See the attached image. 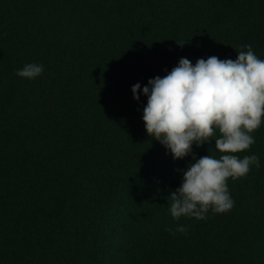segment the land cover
Listing matches in <instances>:
<instances>
[{
    "label": "trees",
    "instance_id": "16d2710c",
    "mask_svg": "<svg viewBox=\"0 0 264 264\" xmlns=\"http://www.w3.org/2000/svg\"><path fill=\"white\" fill-rule=\"evenodd\" d=\"M244 44L264 59V0H0V264H264V120L233 206L174 220L191 153L146 134L130 88ZM26 62L44 71L16 75Z\"/></svg>",
    "mask_w": 264,
    "mask_h": 264
},
{
    "label": "clouds",
    "instance_id": "9594fccd",
    "mask_svg": "<svg viewBox=\"0 0 264 264\" xmlns=\"http://www.w3.org/2000/svg\"><path fill=\"white\" fill-rule=\"evenodd\" d=\"M241 48L245 50L236 51L234 59L208 55L193 63L180 57L165 75L150 77L143 86L139 81L130 86L133 99L146 96L140 109L146 134L159 141L173 159L191 153L192 158L179 170V185L165 196L174 220L181 216L199 220L209 211L229 210L234 201L227 179L246 175L253 165L260 166L254 152L242 157L235 154L254 143L251 133L264 120V59L250 44ZM15 71L33 79L44 67L26 62ZM209 140H214L218 157L192 152L193 144ZM186 229V225H177L175 231ZM165 230L174 231L168 226Z\"/></svg>",
    "mask_w": 264,
    "mask_h": 264
}]
</instances>
